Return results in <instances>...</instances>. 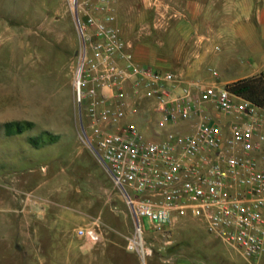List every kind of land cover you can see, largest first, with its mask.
<instances>
[{
  "label": "built area",
  "instance_id": "built-area-1",
  "mask_svg": "<svg viewBox=\"0 0 264 264\" xmlns=\"http://www.w3.org/2000/svg\"><path fill=\"white\" fill-rule=\"evenodd\" d=\"M115 2L68 6L80 39L79 128L133 220L126 249L143 263L152 254L144 219L159 233L194 219L247 261L264 260V108L226 86L137 62L114 24ZM74 232L86 246L103 240L98 219Z\"/></svg>",
  "mask_w": 264,
  "mask_h": 264
},
{
  "label": "rangeland",
  "instance_id": "rangeland-1",
  "mask_svg": "<svg viewBox=\"0 0 264 264\" xmlns=\"http://www.w3.org/2000/svg\"><path fill=\"white\" fill-rule=\"evenodd\" d=\"M251 1L264 9V0ZM68 5V0H0V264H264L262 258L247 261L194 219L178 222L165 233L149 229L144 219L152 254L143 263L126 249L133 220L79 128L73 77L80 39ZM183 12L171 7L154 11L151 17L157 23H144L139 31H164ZM255 12L221 8L203 15L205 28L251 18L256 48L236 39L233 49L242 72L255 70L264 57V24ZM204 69L207 80L216 79ZM217 71L220 80L237 76L221 65ZM14 123L21 131H14ZM54 173L62 180L52 181ZM26 175L34 178L16 181ZM27 195V208L33 205L37 213L27 214L31 235L25 257L16 248V220L11 226L4 219H16ZM96 219L103 232L97 246L106 248V254L85 256L75 247L71 251L70 244L78 239L76 227Z\"/></svg>",
  "mask_w": 264,
  "mask_h": 264
},
{
  "label": "crops",
  "instance_id": "crops-1",
  "mask_svg": "<svg viewBox=\"0 0 264 264\" xmlns=\"http://www.w3.org/2000/svg\"><path fill=\"white\" fill-rule=\"evenodd\" d=\"M169 7L182 9L184 11L183 16L173 19L164 31L158 30V28L154 29V27L151 28L149 34L143 35L139 31V26L144 23H148V25L157 23L151 17L152 12ZM221 8L255 10L257 21L264 24V9L257 5L254 6L251 0H226L222 2L220 0H116L114 24L119 29L121 36L132 42L131 50L137 62L165 71L174 69V72L187 80H200L203 83L226 86L237 79L254 75L264 69V57L255 70L242 72L241 65L234 59L235 40L238 39L248 45L252 44L253 48L254 42L252 41L256 39L253 35L255 26H253L251 18L247 17L235 20L234 23L225 26L213 23L205 28L206 25L203 23L204 11ZM194 42L196 43L195 48L192 45ZM236 50L238 51L237 48ZM211 64L213 66H208ZM204 65L207 67L210 76L216 79H206ZM219 65L226 72L236 73L237 76L220 80L217 71ZM221 75L223 74L221 73ZM26 176L22 179H16V181H32L34 178L32 175ZM57 177L58 175L55 173L50 175V178L54 179L52 181L62 180ZM90 179L91 181H98L95 177L90 176ZM38 181L51 180L39 179ZM22 204L16 219H4V223L12 226L16 220L15 226L20 229L19 243L17 242L16 248L26 257V250L30 242L29 235H31L27 227V214L30 210L35 214L37 210L33 205L27 208V203ZM48 241L50 238L47 239ZM70 247L71 251L75 247L85 256L93 257L96 252L106 254V248L97 245L86 246L81 237L71 243Z\"/></svg>",
  "mask_w": 264,
  "mask_h": 264
},
{
  "label": "trees",
  "instance_id": "trees-1",
  "mask_svg": "<svg viewBox=\"0 0 264 264\" xmlns=\"http://www.w3.org/2000/svg\"><path fill=\"white\" fill-rule=\"evenodd\" d=\"M226 87L235 94H238L264 108V71H261L257 75L237 79L227 84ZM14 125H17L14 131H21L19 124L14 123Z\"/></svg>",
  "mask_w": 264,
  "mask_h": 264
}]
</instances>
